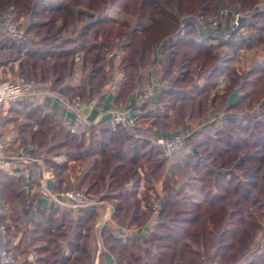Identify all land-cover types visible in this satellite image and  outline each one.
I'll list each match as a JSON object with an SVG mask.
<instances>
[{
	"label": "trees",
	"instance_id": "obj_1",
	"mask_svg": "<svg viewBox=\"0 0 264 264\" xmlns=\"http://www.w3.org/2000/svg\"><path fill=\"white\" fill-rule=\"evenodd\" d=\"M62 1L65 0H0V8L13 5L18 12L26 13L28 19L24 28L42 40V50L28 52L27 59L20 63V68L28 69L27 77L42 81L51 78L50 88L55 93L90 99L114 81L117 69L124 75L117 97L125 101L139 86L140 70L152 64L153 49L158 47L163 57V78L170 79L172 86L160 92L155 105L159 109L167 107L165 116L176 108L182 121L186 112H189L188 118L207 113L210 94L232 55L244 45L249 47L258 33L264 31V9L257 7L261 0H88L86 7L91 9L92 13L88 11L91 14L77 10V2L74 4L73 0H67L73 9H66ZM218 5L232 6L230 9L240 15L239 28L250 26L256 31L248 41L231 40L225 55L215 50L210 37L199 35L192 22L184 20L185 33L178 34L180 16L213 18ZM115 9L133 16L135 26L117 22L111 15ZM77 44L85 50L86 66L80 85L73 89L65 80L71 75L70 59ZM112 48L122 51L118 64L113 55L109 56ZM174 69L176 75H173ZM227 74L230 85L226 94L237 90L238 97L233 107L229 106L228 99L216 97L220 109L249 107L253 100L263 96L264 59L254 63L243 75L234 68L227 69ZM24 111L26 120L43 113L39 106L30 105ZM211 115L214 116V112ZM35 122L44 140L52 129L51 124L45 116L37 117ZM222 122L221 128L209 129L197 143L193 137L189 138L186 148L190 153L169 165L161 149L153 144L149 131L140 132L137 138L124 129L110 132L106 126L89 127L91 140L87 143L82 136L79 138L82 132L72 135L59 128L51 136L54 142L45 153L63 154L67 160L57 164L44 159L43 164L53 171L59 182L69 161L98 156V163L83 172L76 182L79 184L81 180L79 185H85L84 192L93 195H99L101 187L108 189L107 182L113 185L101 199L116 200L112 220L125 229L144 226L151 214L140 210L136 189L126 188L130 180L134 187L140 183L139 177L134 179L137 167L147 168L146 189L152 188V180L161 178L163 206L147 238L122 239L108 224L101 226V242L117 264H195L200 249L219 264H264V250L255 254L252 263L247 258L242 260L243 253L256 237L253 229L259 227L256 219L264 206V112L242 118L225 116ZM56 124L54 122V126ZM36 135L29 137L30 145L42 149L45 142H36ZM231 166L233 171L229 172ZM169 167L170 173L167 172ZM179 171L186 176L191 172L195 174L188 183L201 192V201L195 202L193 195L183 192L180 180L172 178ZM23 182V178L3 174L0 200L5 201L11 194L14 198H24L17 192ZM142 196L148 199V194ZM203 203L208 208L203 209ZM61 218L51 214L38 230L47 240L45 246L35 249L37 260L40 264H93V252L89 253L94 242L92 232L85 236L83 247L80 236L84 235L80 230L74 239L69 235L66 238L63 233L67 246L75 253L73 257L66 256L61 245L50 246L55 242L49 238L55 237V230H60ZM76 220L80 226L90 224L91 231L96 214L90 208L80 209ZM32 245V242L27 243L25 250Z\"/></svg>",
	"mask_w": 264,
	"mask_h": 264
},
{
	"label": "rangeland",
	"instance_id": "obj_2",
	"mask_svg": "<svg viewBox=\"0 0 264 264\" xmlns=\"http://www.w3.org/2000/svg\"><path fill=\"white\" fill-rule=\"evenodd\" d=\"M72 2H74V4H76L77 2V10H80V11H85L89 14L92 13V11H90L91 9H87L86 7V4L88 2V0H73ZM62 4L67 7L66 9H73L71 8V2H68L67 0L65 1H62ZM73 4V3H72ZM220 5L217 6V8L219 7ZM227 8H231L232 6H229L227 5L226 6ZM257 7L259 8H262L264 9V0H261L258 4H257ZM7 8H14L15 9V13H16V21H19V27L21 28H24V25H25V22H27V19L26 16L27 14L22 12H18L19 9H16L15 6L13 5H8V6H5L4 8H0V20H1V17L3 15V13L5 12V10ZM217 8H216V12H217ZM90 11V12H88ZM217 14H215V16L217 17ZM111 15L112 17L117 21V22H127L131 27H134L135 26V18L121 10H117L115 9L114 11L111 12ZM235 14L234 12H232V17H227L226 19L222 20L214 29H211L210 31V35L203 32L204 30L200 29L195 21L192 22L195 26V28L198 30V33L199 35L201 36H208L210 37V42H211V45L213 47H216V51L219 52L220 54L222 55H225L228 51V43L231 42V40H234V39H230L229 41H225L223 39V30L224 28L226 29H229L227 28V26H229L230 28L233 26L234 24V20H235ZM238 18L240 17V15H237ZM181 19L182 18H187V17H190V18H193L194 20L198 19L199 17L198 16H180ZM203 19H212L210 16L205 18L203 16H201ZM214 18V17H213ZM240 20V19H239ZM184 23V22H183ZM58 25H60V22L57 23ZM185 26V25H184ZM239 29H242V33L246 36V39H240L239 38V34H237V40H234V41H239V40H243V41H248L250 40L251 36L253 35V33H255L256 31L250 27V26H243ZM1 32V30H0ZM29 32V31H28ZM2 33V32H1ZM31 33V32H30ZM29 33V34H30ZM212 34V35H211ZM1 37H4L5 39L1 42V45L2 47L5 49V47H9L8 50H6L4 52V54L8 55H4L3 53L1 54L0 53V60H11V58H15L17 57L16 55L12 54L11 52H9V50H11V44H14L16 45L17 43L15 41H12L10 38H8L7 36H5L3 33H2V36ZM31 37L33 39V43H34V49L35 51H41L42 50V40L40 38V36H37V35H34L33 33H31ZM101 38V36H100ZM99 38L98 42L101 41V39ZM260 44H257L256 46H254V48H256L258 45H260L259 47H261L262 45V38L260 39ZM220 44V45H219ZM17 46V45H16ZM21 47V46H20ZM224 47H226V49H224ZM158 49V52H159V48L156 47ZM153 49V52L155 51V49ZM224 49V50H220V49ZM247 50L248 48L244 45L243 47H241V49H239L236 54H233L232 55V58L230 60H233V65H235V68L234 66L232 68H234L238 74L240 75H243L245 74L249 69L250 67L257 61H254V60H257L260 56H262V52L264 53V50L263 49H255L254 50ZM33 50H30V51H33ZM78 50H81V52L83 53V59H82V63H81V66L80 68H78L77 70H75V66H74V55L76 54V52ZM8 52V53H6ZM153 54V53H152ZM114 56L117 60L115 61V64H118V60H119V57L122 55V51H118L116 48H112L110 51H109V56ZM157 54H156V51L154 53V57H156ZM152 57V56H151ZM27 59V57H25V59L23 60V62ZM48 59V58H47ZM229 60V61H230ZM70 62H71V65H72V70H71V75L65 80L68 81L71 77H72V74H75L77 73L78 70H80V76L77 80H79V84L80 85V82H81V79L84 77V72H85V50L79 46V44L76 45L75 47V51H74V54L72 56V58L70 59ZM231 68V67H230ZM21 73L18 74L17 72L15 73V71H13L12 67H9L8 68V71L5 70L4 72L0 73V80H9V81H14V82H20V81H32L36 84H40V86H42V90L44 92H47L48 94L52 95L53 97L59 99V100H70L72 98H75V97H78V96H75V97H68V96H64V95H60V94H57L55 93L54 91H52V89L50 88L51 86V78H46L44 79L43 81L40 79V78H28L27 75H28V69L27 68H20L18 69ZM115 76L116 74H121L118 72L117 69H115ZM150 73V75H148ZM177 72L176 70L174 69L173 71V75H176ZM39 75V74H38ZM123 77L122 79L120 80L119 84H120V87H121V82L123 81L124 79V75L121 74ZM164 77V68H163V65H161L158 69H156V67L152 64L144 67L143 69L140 70V73H139V80H140V84L139 86L134 89L127 97L129 98L130 102L127 100V102H125L126 104L124 105H121V106H118L116 107L115 109L111 110V112L109 113V117L112 116V114L114 112H121V113H124V114H127L129 116V118H135V127L133 130H130V129H126V128H123L121 127V129H124V130H127L129 132H131V134H133L132 136L134 137H140V130H141V125L139 123L140 119H139V116H140V113L143 111L144 107H149L150 104L149 103H144L142 105H137L136 101H135V97H137L138 93L140 90H142V88L148 84V79H152L153 82H160L163 84V89L162 90H169L172 86V82L170 81V79L168 78H163ZM71 80V79H70ZM76 79L73 80V82H76L77 81ZM115 80V79H114ZM222 80H224L226 82V88L224 90V92L221 94L218 90H217V84L219 82V80H217L216 82V85H215V88L212 90L211 94H210V97H209V102H208V106H207V113L204 115H202L201 117H198V118H195V117H192V118H188L189 115V112L187 113L186 112V118L184 119V121H182L181 118V114L179 113V111H177V109H170L169 112H170V116L168 117L167 120H165L164 124H163V127H165L167 129L166 133L170 134V133H173L172 135H170V137H174V136H177V135H183L185 137V141H184V151H188V149L186 148V141L189 139V138H194V141L195 143H197L201 138L203 139L206 135V133L208 132V130H216L218 128H221L224 123L222 122L223 118L225 116H237L239 118H242L244 117L245 115H249V116H259L261 114H263L264 112V94L263 96H260L259 98L253 100V102L251 103V105L249 107H243V108H238V109H233V110H225L224 108H219V105L217 103V100L215 99L216 97H221V98H226L229 100V97L230 95L226 94L227 92V89L230 85V76L228 74H224ZM97 96H93L92 98L89 99V97L87 96V98H81L83 101H93L96 98ZM52 98V97H51ZM54 99V98H53ZM157 102V101H156ZM156 104V103H155ZM5 107H3L1 110H0V114L2 117H4V114L6 112L7 109H4ZM154 108V107H153ZM155 108H157L155 106ZM166 106L162 107L160 110H162L160 112V116H162V112L164 113L165 110H166ZM168 112V113H169ZM212 112H214V116H212ZM46 117L48 122L51 124V127L52 129L50 131H48L47 134H45L44 130V134L47 136L44 140L43 138L39 135V132L41 129H38V125L36 124L35 120L37 119V117L39 119H41L42 117ZM108 117V118H109ZM164 119V118H162ZM34 120V121H33ZM28 121V124L30 125V127L28 128V131H27V141H30L29 137L36 133L37 135L35 136V141L36 142H41V141H44L45 144L43 143V146L42 148H45L46 150L48 148H51L52 146V143L54 142L52 139V135L53 133L55 132V130H59L60 127V123L57 122V124L54 126V122H56L54 119H51L50 117H47L46 115H44L43 113L42 114H38L37 116H35L34 118L30 119V120H27ZM162 122V121H161ZM182 122H183V125H182ZM185 122L186 124H196L198 123V125L194 126L192 131L190 133H188L189 131L185 132L184 130V127H185ZM152 123H156L155 121H153ZM19 124V122H16L14 124V127H12L11 129H8L9 131L13 130L14 128H16V126ZM162 124L160 123H156L154 125H152L153 127H157V126H160ZM62 129V128H61ZM63 130V129H62ZM65 131V130H63ZM66 132V131H65ZM82 132L83 134H80L79 138L82 136V138L87 142L90 138V130L87 129L85 131H80ZM78 131V133H80ZM68 133V132H67ZM74 135V134H72ZM155 139H153V144L155 142ZM89 140V141H90ZM155 145V144H154ZM156 146V145H155ZM56 152H60V151H57L55 150ZM63 153V152H62ZM190 153V149L188 152H186V154ZM186 154H181V153H178L172 157H165L166 158V165H169L171 164L174 160L177 161V159L179 160L181 157L183 158V156H185ZM45 156H47L48 158H50L51 160L52 159H55V160H62L61 158L64 159V162L65 160H67L66 156L63 155V154H59V155H54V153H51V152H47L45 154ZM98 160H99V157L98 156H95V157H89V158H86V159H83L81 161H69L68 162V165H67V169L66 171H64L62 173L61 176L65 177V175L67 174V176H69V178H71L72 180L68 182V188L66 189H76L78 190L76 187L78 188H81L80 190H83L84 191V187L85 185H83V187L79 186V184H77V174H81L85 171H87L88 169H91L90 167L95 164V163H98ZM192 160H194V158H192ZM233 166L230 167V170L229 172L233 171ZM137 173H136V176L134 177V179L136 177H139L141 181H143V185L145 186L146 185V179H145V173H147V168L145 166H143L142 168L141 167H137ZM167 172L170 173V167L167 169ZM180 172V171H179ZM238 173V172H237ZM195 177V174L193 172L190 173V175H185L184 172H180L179 174H175L174 177H172L173 179L175 180H180V184L181 185H184L183 187V192L187 193V194H191L194 196V201H201L202 200V195H201V192L199 190H194L193 188L190 187L188 181L191 179V178H194ZM183 178V179H181ZM161 178H159L158 180L154 179L152 180L151 184H152V188L153 189V185L156 184L157 182L160 181ZM129 182H131L132 184V180H130ZM170 183L171 180H170ZM107 186H108V189L113 187L112 186H109L108 182L106 183ZM108 189L105 190L104 187H101L99 188V190H101V193H105ZM163 190V189H162ZM79 191V190H78ZM90 194L91 196H94L92 193H88ZM143 195V193H141ZM102 195V194H101ZM101 195H98V196H101ZM152 196L148 195V199H145L143 200V205L145 207V213L146 214H156L159 215L160 211L162 210V206H163V202H162V199H163V196H164V191L162 194H155V193H151ZM96 196V195H95ZM15 196L13 194H11L9 197H7L6 199H4L5 201H3L2 199L0 200V203L4 205V203L6 202H11V201H15L17 202V205L16 206H12L11 204L8 205L10 210L8 209V213L9 215H11L12 213V210L14 209L15 211L16 210H21V208H25V199L23 197H19V198H14ZM97 198V197H95ZM143 198V196H142ZM151 200H153L154 202H156L157 204L160 205V209L157 211V212H153L151 211L150 209V203H151ZM262 203H264V198L262 199ZM206 203H203V209H206L208 207H206ZM104 207H107L106 205H104ZM109 209H110V213H111V210H113V207L112 206H109ZM65 210H77V209H65ZM101 213L100 214V217H98V220L96 222V224H92L91 226L94 228V226H104V225H107L110 226L112 228V225H109V221H108V218L106 219H103V214L105 213L104 210H102L101 208ZM114 213V211L112 212ZM255 214V213H254ZM8 215V214H7ZM103 216V217H102ZM160 216V215H159ZM10 217V216H9ZM9 217L8 220H9ZM1 219V218H0ZM1 221V220H0ZM257 221V224L259 225L258 226H255L253 230H255L256 232V237L254 238V240L252 241V243L250 244L249 246V250L245 253H243V258L242 260L245 258L248 259V262L249 263H252L253 261V258L255 256V254L257 253H260L264 250V246L262 245V242L264 241V206L263 208L261 209V216L258 217L256 219ZM3 224V223H2ZM61 224L63 225V222L61 221ZM64 224L66 225L64 228L63 226L60 228L61 230H63L65 233H72L77 235L78 234V230H80L81 232V235H84L83 236H80V246L83 247V245H86V243H84V240H85V236H87L89 234V232H92L94 234V231H93V228L92 230L90 231L89 228H90V224L88 223H84L82 226H80L78 224V221L77 220H72L70 221L69 218H65L64 219ZM4 225L6 227V229L8 230V233L10 234H15V230L13 229V224L11 223V221H8V222H5L4 220ZM17 226H21L20 222L18 223ZM119 226V225H118ZM22 227V226H21ZM121 227V226H120ZM114 229V228H112ZM17 230L19 231H24V230H21L19 227L17 228ZM56 232V235L58 233V230H55ZM101 239V238H100ZM64 240V237L61 238V240H59L58 242L60 243L61 241ZM89 243H90V239H89ZM98 243L100 244V247H102L104 249V246L102 244V242L100 243L98 241ZM60 245V244H59ZM24 246V245H23ZM19 247L21 249H23L22 247ZM90 246V245H89ZM9 247V255H10V258L13 260V264H18L16 263L17 260H19V256L18 254L19 251L16 249V246H13L12 244L8 246ZM20 249V250H21ZM96 250H97V247L96 249L94 248V254H96ZM93 252V248L90 249V254ZM200 257L199 258H196L195 260V264H200L202 261H205V262H208L210 264H219L217 261H211L210 260V256L208 257V255L204 254L203 253V250L200 249ZM21 255V254H20ZM95 256V255H94ZM87 261H91V258H87L86 259ZM113 260H114V264H117L116 263V260L115 258L113 257ZM240 260V261H242ZM20 264H23L22 261L20 260L19 261Z\"/></svg>",
	"mask_w": 264,
	"mask_h": 264
},
{
	"label": "crops",
	"instance_id": "obj_3",
	"mask_svg": "<svg viewBox=\"0 0 264 264\" xmlns=\"http://www.w3.org/2000/svg\"><path fill=\"white\" fill-rule=\"evenodd\" d=\"M235 10L237 9L235 8ZM1 36H2V33L0 32V53L4 54V52L8 50L9 47H5L6 50L2 47L1 42L5 38ZM261 38H262V44H261L262 46L259 47L260 45H258L256 48H254V46H256L257 44H260L259 42ZM16 45L11 44L12 49L9 50V52L16 55L17 57L11 58V60L9 59L0 60V73L4 72L5 70L8 71V68L12 67L15 73L17 72L18 74H20L21 72L18 70L20 69V63L25 59V57H27V53L30 52V50L34 49V46H33L34 43L26 46L25 48H21L19 44H16ZM247 48H248L247 50H253V48L254 50L258 48L259 49L261 48L264 50V31H260L258 33V37L255 38V41L252 42V44ZM224 49H226V47H224ZM224 49L222 48L220 50H224ZM155 51L157 54L156 57H154ZM155 51L153 52L152 57H151L152 65H154L156 69H158L161 65H163L162 51L159 49V52H158L157 48L155 49ZM263 59H264V53L262 52V56H260L257 60H254V61L261 62ZM232 61L233 60H230L227 63L223 71V74L221 75L219 80L223 78L225 73L227 74V69H229L230 67L232 68L233 66L235 67ZM79 76H80V72L77 71L76 75L72 74V77L70 78L71 80L69 79L68 81L65 82V84H67L68 87L74 89L79 84V80H77ZM122 77L123 76L121 74H116L115 80L109 83L107 86H105L102 89L101 93L96 97L97 98L95 99L96 104L93 107H87V106L83 107L82 112H85V114L87 115L86 121H87V125H89L88 128L89 127H104L111 110L123 104L125 105L126 104L125 102H127V100L129 101V103H131L129 98H126V100L123 101L121 98L117 97L119 90H120L119 82L122 79ZM74 79H76L77 81L73 82ZM198 83H201V80L198 81ZM51 97L52 96H50V94L43 91L42 95L37 101L27 98L26 100L10 104L9 106H5L4 109H7V110L4 114V117H2L0 114V134L3 138L14 139L15 143L10 148H14L16 145H18L19 147H26L32 144L30 143V141H27V131L30 125L28 124V121L26 120L25 115H24L25 114L24 110L26 106L28 105L34 106V107L39 106L40 108H42L44 115H46L47 117H50L51 119H54L56 122H58L61 118H71L73 116V113L69 112L66 108L63 107V105L59 102V99L55 97L53 99ZM237 97H238V92H237ZM155 106H156L155 104H151L149 107H146L145 109H143V111L140 113L139 123L141 125V130L139 132L149 131L150 134L153 136V139L170 137V135H172L173 133H170V134L166 133L167 129L163 127V124L165 123L164 121L167 120L168 117L170 116V112L166 113V116L162 112V116H160V112L162 110H160L159 108H155ZM153 121H155L156 123H160L162 125L153 127L152 125L156 124V123H152ZM16 122H19L16 128L9 131L8 129H11L12 127H14V124ZM196 125H198V123L188 125L185 122L184 131L185 132L189 131L188 133H190L193 127ZM25 139L26 141L23 143V140ZM37 150L38 152H36L33 155V157L36 160H38L39 162L42 161L43 163H44V159L51 160L50 158L45 156L46 154L45 148H42V149L37 148ZM186 152H184L183 155L186 154ZM61 159H62L61 161L60 160L57 161L55 159H52L51 161L57 164H61L64 162V159L63 158ZM44 168L48 170L47 167L44 166ZM18 169L22 171H27L30 174V178H31L30 183L25 184L23 182L22 183L23 185H21V187L19 186L20 188L17 189V192L24 196L25 207L27 205L29 206L27 209L21 208V210H16V211L13 209L11 215H9V213L7 212L8 209L10 210L8 205L11 204L12 206H16L17 202L8 201L4 203V205L2 204L4 207L5 215L3 214L0 220H1V223L3 224H4V220L5 222L11 221V223L13 224V229L15 230V234H10V233L7 234V245L9 246L12 244L13 246H16V249L21 254V255L18 254L19 260H17L16 263L20 264L19 261L21 260L23 264H40V262L37 260V252L35 249L46 245V242H45V240H47L46 235H44L42 232H38V230H40L41 226L44 224L45 219L48 218L51 214L54 215L55 217H58V215L60 217L62 216L61 221L63 222L62 226L64 228L66 226L64 224L65 218H69L70 221H72V220H76L78 217V210L68 211L64 209H56L54 207L53 202H51L46 197L42 196L41 194L42 184L46 185V187L49 190H51L54 194H57L61 192L62 190H65L66 188H68L69 187L68 182L71 181L72 179L69 178V176H67L66 174L65 177L61 176V179L58 182V180H56L54 173L52 171L51 173L44 172V177L46 178V180L41 181L42 180L41 170H40V167L36 166V164L19 165ZM79 177H80V174H77V178ZM18 178H21V177H18ZM80 181H78L79 184H80ZM142 183L143 181L140 180V183L138 184V186L134 187L133 182L132 184L131 182H128L126 184V188L129 190L136 189L140 210L145 213L144 211L145 207L143 205V200L145 199L142 198L141 193H146L150 196H152L151 193H155L159 195L163 193V190H162L163 187H162V181H159L156 184H154L153 189H146ZM83 185L84 184L79 185V186L83 187ZM85 189L86 187H84V190ZM101 194L103 195V193H100L99 195ZM101 196L96 195V197L101 202H103L104 205H106L107 207L109 206L113 207V210H111V213L109 215L108 221H109V225H112V228L116 230V234L118 237L122 239H126V238L137 236L138 238L144 239V238H147V236H149V234L153 231V227L157 223V218H158L157 214H150V218L147 220L144 226H141V227L132 226L129 229H125L123 227L118 226L112 220V215H113L112 212L114 211V203L116 202V200L115 199L104 200V199H101ZM102 210H104L105 212L104 208H102ZM93 211L96 214V221L94 222V224H96L98 217H100V214H102L101 208L99 209L93 208ZM7 217H9V220ZM19 222L22 227L17 226ZM18 227L24 231L17 230ZM100 228L101 226H94L93 228L94 242L91 243V248H93V264H114L113 256L105 248L103 249L102 247H100V244L98 243V241L101 243L100 234H99ZM63 233L64 231L60 229L58 230V233L57 235H55V237L52 236L51 238H49L50 240H53L55 242L51 244L50 246L53 248L55 244H58V245L60 244L62 246V249L64 250L65 255L68 257H73L75 253L69 249L65 239L61 241L60 243L58 241L61 240V238L64 236H66L67 238L68 237L67 235L70 236V239H74L75 234H73V232L72 233L67 232L64 235ZM37 236H42V237H37ZM38 238H42L41 241L35 242V239H38ZM29 242H32L33 245L30 249L25 250L26 248L25 246ZM21 246H23L22 247L23 249L19 248ZM96 247H97L96 254H94V248L96 249Z\"/></svg>",
	"mask_w": 264,
	"mask_h": 264
},
{
	"label": "built area",
	"instance_id": "obj_4",
	"mask_svg": "<svg viewBox=\"0 0 264 264\" xmlns=\"http://www.w3.org/2000/svg\"><path fill=\"white\" fill-rule=\"evenodd\" d=\"M217 12V17L214 16L212 19H203L201 16L196 20L190 17L182 18L178 29V34L180 36L184 35L185 26L183 22L184 20H187L189 22L195 21L196 25L200 29L204 30L203 32L210 35L211 29H214L222 20L226 19L227 17H232V12L234 11L225 6H219L217 8ZM237 15H235L233 26L231 28L227 26L229 29L224 28L223 30V39L225 41H229L230 39L237 40V34L240 35V39H246V36L242 33V29H238L239 18ZM19 26V21H16L15 9L7 8L0 20V30L5 36L19 44L21 48H25L26 46L33 43V39L30 32ZM235 31H237V33L233 35ZM74 56V66L75 70H77L81 66L83 53L81 50H78ZM148 82L149 83L139 91L137 97H135V101L138 106L144 103H149L150 105L155 104L160 92L163 89V84L160 82H153L152 79H148ZM225 88L226 82L220 79L217 84V90L222 94ZM42 93V86L32 81L14 82L9 80H0V110L5 106L26 100L27 98L37 101L39 100ZM52 98L54 97L52 96ZM59 102L69 112L73 113L71 118H61L58 121L60 123V127L69 134H76L78 131L87 130L89 126L87 125L86 121L87 115L85 112H82V109L85 106L93 107L96 104V101H83L81 98L75 97L70 100H59ZM105 126L110 132H116L117 130L121 129V127L133 130L135 127V118H129L127 114L121 112H114L112 116L107 119ZM184 141L185 137L183 135H177L172 138H156L154 144L161 149L163 156L172 157L178 153L183 154L185 152ZM14 143V139L3 138L0 134V182L1 176L6 174L11 178L21 177L23 178L25 184H29L31 180L30 174L27 171L18 169L19 165L29 164H36V166L40 167L42 178L41 181H45L46 178L44 177V172L51 173L52 170L45 169L43 162H39L33 157V155L38 152V150L32 145H28L26 147H19L16 145L14 148H10ZM41 194L43 197H46L51 202H53L56 209L65 210L73 208L80 210L87 208H104L105 213L103 216H105H102L103 219L109 218L110 215L109 207H104L103 202H101L98 198H95L96 196H91L84 191L65 189L57 194H54L46 187V185L42 184ZM150 209L153 212H157L160 209V205L151 200ZM3 214L4 207L0 203V218ZM7 234L8 231L5 225L0 221V264H13V260L9 255L10 251L7 245ZM262 245L264 246V241L262 242ZM200 264L210 263L202 261Z\"/></svg>",
	"mask_w": 264,
	"mask_h": 264
},
{
	"label": "water",
	"instance_id": "obj_5",
	"mask_svg": "<svg viewBox=\"0 0 264 264\" xmlns=\"http://www.w3.org/2000/svg\"><path fill=\"white\" fill-rule=\"evenodd\" d=\"M238 22H240V20ZM236 101H237V91L235 90L229 97V100H228L229 106L230 107L235 106Z\"/></svg>",
	"mask_w": 264,
	"mask_h": 264
}]
</instances>
